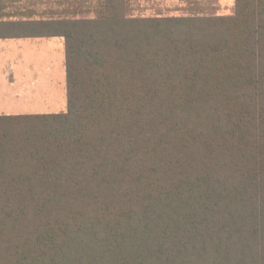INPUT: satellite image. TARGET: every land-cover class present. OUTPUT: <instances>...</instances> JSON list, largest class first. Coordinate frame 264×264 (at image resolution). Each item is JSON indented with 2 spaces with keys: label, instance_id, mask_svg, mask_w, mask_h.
<instances>
[{
  "label": "trees",
  "instance_id": "1",
  "mask_svg": "<svg viewBox=\"0 0 264 264\" xmlns=\"http://www.w3.org/2000/svg\"><path fill=\"white\" fill-rule=\"evenodd\" d=\"M97 4L0 17V38H63L66 95L0 115V264H264V0Z\"/></svg>",
  "mask_w": 264,
  "mask_h": 264
},
{
  "label": "crops",
  "instance_id": "2",
  "mask_svg": "<svg viewBox=\"0 0 264 264\" xmlns=\"http://www.w3.org/2000/svg\"><path fill=\"white\" fill-rule=\"evenodd\" d=\"M58 1L0 0V17L79 18L95 13L94 0H88V8L86 0H63V6ZM5 50L12 52L11 57L6 58ZM55 80H64L65 84L62 37L0 38V115L21 114L22 102L29 105L25 114L56 113L51 100ZM47 88H50V99H47Z\"/></svg>",
  "mask_w": 264,
  "mask_h": 264
},
{
  "label": "rangeland",
  "instance_id": "3",
  "mask_svg": "<svg viewBox=\"0 0 264 264\" xmlns=\"http://www.w3.org/2000/svg\"><path fill=\"white\" fill-rule=\"evenodd\" d=\"M35 2V1H33ZM63 6V0L58 1ZM86 0V8L89 7ZM93 11L98 10L97 1H93ZM234 0H132L131 10L133 14L147 15H185L192 13H210L214 12L219 15H228L233 11ZM66 5L63 9H65ZM87 11V10H86ZM89 12H91L89 10ZM93 16V15H85ZM10 51L5 50V56L11 57ZM55 75V72H54ZM61 82V84H60ZM53 110L55 112H63L66 109V95L64 80L53 81L51 87ZM50 88H47V99H50ZM27 103H21V114H25ZM29 106V105H28Z\"/></svg>",
  "mask_w": 264,
  "mask_h": 264
}]
</instances>
